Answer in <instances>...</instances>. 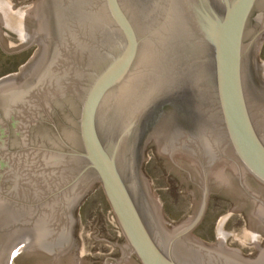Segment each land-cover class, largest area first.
Masks as SVG:
<instances>
[{
    "label": "water",
    "instance_id": "obj_1",
    "mask_svg": "<svg viewBox=\"0 0 264 264\" xmlns=\"http://www.w3.org/2000/svg\"><path fill=\"white\" fill-rule=\"evenodd\" d=\"M263 35L264 0H36L25 10L0 0L1 51L41 40L27 72L0 78V264L19 240L37 264H86L70 251L72 225L95 184L125 239L123 264H264V243L245 255L193 233L210 175L213 191L264 220L221 186L233 172L264 186ZM150 140L191 195L176 222L142 172ZM18 216L24 239L10 224Z\"/></svg>",
    "mask_w": 264,
    "mask_h": 264
},
{
    "label": "rangeland",
    "instance_id": "obj_2",
    "mask_svg": "<svg viewBox=\"0 0 264 264\" xmlns=\"http://www.w3.org/2000/svg\"><path fill=\"white\" fill-rule=\"evenodd\" d=\"M8 1L13 2L20 10H25L36 2V0ZM22 3L24 5L20 6ZM34 48L35 46H32L31 50ZM258 57L260 61L264 62V35L259 46ZM21 62L17 59V56L0 50V78L18 70ZM262 74L264 76V69ZM143 168L147 176L149 188L154 198L159 202L163 217L167 222H176L189 214L191 195L178 179L170 174L161 164L153 141H150L145 147ZM78 208L77 213L81 217L77 235L80 239V247L78 249L86 264L92 259L90 255L92 251H95L97 256H102L108 251H112L115 254L114 257H118L120 255L119 245L125 242V240L99 184L94 185L93 190L86 196ZM232 211L238 213L239 217L243 218V221L238 225L230 223L231 220L238 217L235 214L230 215ZM208 222L210 229L206 233L207 237L214 240L215 237L219 236L220 232H224L232 243L227 246L239 248L245 255H250L253 250L250 246L247 247L248 245L264 238V225L260 219L240 210L232 205V203L228 205L226 210L210 214ZM227 222L230 224L228 228H225ZM194 234L201 238L199 234ZM11 264L37 263L35 259L24 253L22 256L14 259Z\"/></svg>",
    "mask_w": 264,
    "mask_h": 264
},
{
    "label": "flooded vegetation",
    "instance_id": "obj_3",
    "mask_svg": "<svg viewBox=\"0 0 264 264\" xmlns=\"http://www.w3.org/2000/svg\"><path fill=\"white\" fill-rule=\"evenodd\" d=\"M18 1H23V0H18ZM23 5H24L23 3L20 4V6H23ZM40 41H41L40 38L39 39L36 38L35 40H32V42L30 44L22 47L20 50H18L16 52L11 53V55L17 56V59L22 61L20 66L18 67L17 72L14 74L20 73L22 68H25L24 71L27 72L31 68V66L34 65V62H32V61L39 55L38 51L41 48V42ZM32 46H35V48L31 50ZM19 78H21V77H19ZM36 130L41 132V130L44 131L45 128L40 126ZM41 133H43V132H41ZM151 140H153V139H151ZM142 172H143V163H142ZM198 172L200 174V177H202V174H201V171L199 168H198ZM232 175H233L234 179L229 180V184H227V185L221 184V186L224 188H232V189H235L236 191L241 192L245 200L257 204L258 208H260L264 214V197L257 194L255 192L254 186L251 184H255L258 188H260L263 191H264V186L252 178H250L249 180L239 179V176L234 172L232 173ZM212 183L214 184L216 182H214V180L212 179V176L210 175L209 176V199H208L207 209H206V212H205L203 219L195 227L193 232L196 234H199L201 236V238L206 242H210V241L215 242V241H217V239H221L226 245H229L232 243L227 238V236H226L227 234L224 232H220L219 236L215 237L214 240H211L210 237L206 236V233L210 229V225L208 222L209 215L218 213L220 211H224L228 208V205L231 204V200L227 196L221 195L222 189L219 191H213L212 190ZM196 184L193 183L191 180L189 181V185H191L192 187H194V188L199 187L200 188V186L202 185V178L200 179L199 184L198 185H196ZM230 213H231L230 215L235 214L238 216L236 219L231 220L230 223L238 225L241 221H243V218L239 217L238 213H236L234 211H232ZM74 217L75 218H74V222L72 225L73 242H72V246L70 248L71 249L70 251H72V252L77 251L78 248L80 247V243H79L80 239L77 237V235H78V231H79L78 226H79V221L81 220V217L77 213V211L74 212ZM260 221L264 225V220H260ZM26 222H27V219H24L20 216L16 217L13 220V222H10V224H14L13 229L15 231H17V234L19 235L20 239H22V238L24 239L29 233V228L26 227ZM230 223L227 222V225H225V228H228L229 227L228 225ZM263 236H264V234H263ZM263 243H264V238L260 239V241L258 240V241L252 242L250 245H248L247 247L250 246L253 249L251 252V255ZM26 246L27 245L21 244L20 240L12 246V248L10 249L9 254H8V256L11 255V263L13 262L14 259L18 258L19 256H22L25 253V251H26L25 247ZM90 255H91L92 259H90L87 262V264H123L122 260L116 259L114 257L115 254L112 251H108L106 254H104L102 256L101 255L97 256L96 252L92 251L90 253ZM136 261H138V260L136 259Z\"/></svg>",
    "mask_w": 264,
    "mask_h": 264
}]
</instances>
